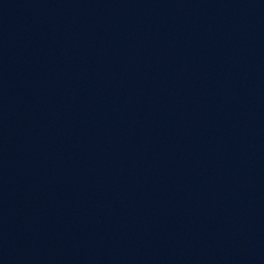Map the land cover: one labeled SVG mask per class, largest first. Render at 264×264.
Instances as JSON below:
<instances>
[{"label": "water", "instance_id": "1", "mask_svg": "<svg viewBox=\"0 0 264 264\" xmlns=\"http://www.w3.org/2000/svg\"><path fill=\"white\" fill-rule=\"evenodd\" d=\"M0 264H264V0H0Z\"/></svg>", "mask_w": 264, "mask_h": 264}]
</instances>
